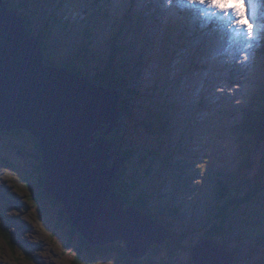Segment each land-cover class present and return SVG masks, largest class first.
<instances>
[{
    "label": "rangeland",
    "instance_id": "rangeland-1",
    "mask_svg": "<svg viewBox=\"0 0 264 264\" xmlns=\"http://www.w3.org/2000/svg\"><path fill=\"white\" fill-rule=\"evenodd\" d=\"M20 1L13 0V3L28 20L27 25L24 24L31 30L30 36L39 41L36 36L41 35L44 52L60 67L67 63L88 67L96 59L108 56L110 50L105 41L113 38L118 27L128 31L119 54L121 59L137 62V65L128 63L127 68L119 70L128 73L130 86L140 93L141 99L134 105L162 107L165 113L172 114L168 122L172 130H167L171 138L167 135L159 138V146L155 135L149 134L143 126L122 117L118 119L113 138L124 137L128 145L121 146L117 153L125 156L123 149L133 152L129 160L125 158L120 171L136 183L133 189L129 184L124 188L127 200L136 205L125 207L133 206L157 220L149 214L153 211L166 221L169 217L162 213L173 210L175 223L171 230H187V227L195 230L194 234L187 235L183 241L185 248L173 259L174 264H186L189 247L202 239L204 223L208 222V226L214 220L211 213L222 203L218 194L222 187H217L218 181L230 185L229 191L235 196L243 195L253 183L260 155L258 142L246 132L238 135L233 124L240 121L239 109L247 102L264 104V0H248L247 3L257 37L250 49L245 47V35L232 24L234 16L231 19L219 13L213 16L211 10H207L209 15L206 16L204 10L189 5L187 0H172L167 6L162 0H108L111 15L125 18L129 13L124 11L132 13L125 26L121 23L119 26L114 18H102L96 10L99 4L94 9H84L74 4H81L82 0H61L60 3L59 0H28L24 7ZM86 2L84 0V5ZM213 2L223 6L228 0ZM231 2L237 11L242 7V13L239 12L243 21V0ZM42 13L57 17L58 23H46ZM170 13L179 28L173 34L174 39H170L174 46L169 47L171 43L164 39L170 28ZM139 18L143 23H137ZM86 23L91 24V38L85 34ZM42 31L48 33L46 39ZM82 42L87 44L81 46ZM166 47L172 49L168 53L169 61L161 56L160 49ZM39 48H42L40 41ZM245 55H249V60H244ZM140 59L141 64H138ZM142 114L140 117H144ZM23 134L31 136L22 127L0 130V213H4L0 217V264H86L83 255L76 260L79 236L70 234L65 222L60 223V206L51 201L53 198L41 197L42 190L46 193L42 164L36 170L37 166L30 161L23 162L15 151L24 147L32 152L29 145L21 142ZM213 147L217 156L211 165ZM207 157L209 161L204 165L208 169L202 171L199 161ZM250 162L253 165H249ZM39 170V181H36ZM235 184L240 193L234 189ZM37 191L41 193L39 197H36ZM59 204L65 214L63 205ZM229 211L224 237L237 253L230 264H264V187L250 201ZM5 230L10 233L12 243L6 242ZM161 244L163 242L156 245ZM161 249L151 255L155 256L157 264H169V253ZM116 261L114 254H108L97 258L94 264H119Z\"/></svg>",
    "mask_w": 264,
    "mask_h": 264
},
{
    "label": "water",
    "instance_id": "water-1",
    "mask_svg": "<svg viewBox=\"0 0 264 264\" xmlns=\"http://www.w3.org/2000/svg\"><path fill=\"white\" fill-rule=\"evenodd\" d=\"M119 102L113 87L46 63L24 19L0 0V130L22 127L38 140L46 194L63 205L88 243L123 241L128 255L139 259L152 244L174 238L162 221L126 208L117 193L126 157L117 153L120 144L96 133L108 124L105 135L116 128ZM189 254L193 264L234 260L209 237L192 244Z\"/></svg>",
    "mask_w": 264,
    "mask_h": 264
},
{
    "label": "trees",
    "instance_id": "trees-1",
    "mask_svg": "<svg viewBox=\"0 0 264 264\" xmlns=\"http://www.w3.org/2000/svg\"><path fill=\"white\" fill-rule=\"evenodd\" d=\"M88 2H86L84 5V0H82V3L79 4L78 2H75V5H78L81 8H91L94 9L95 6L97 4H99V7L96 8V10H99V13L101 15L102 18H114L119 26L120 23L122 25L125 26L124 23H126L127 21L130 20L132 13H130L128 10L124 11V12H128L129 13V17L126 16L125 18L123 16L119 17L118 14H113L111 15V7H109L108 5V0H87ZM61 2V0H59V3ZM28 0L26 1H20V5H23L24 7L27 5ZM70 3V2H69ZM63 4V3H62ZM7 5L11 10H16L17 13L24 19V23H28V20L21 14L20 12V7L15 5L13 3V0H7ZM107 5V6H106ZM62 6V5H61ZM41 10L42 8L40 7L39 4V16H41ZM42 17L43 19L46 21V23L49 24H57L58 23V19L57 17H51V15L46 16L45 13H42ZM186 18H183V20L185 21ZM86 22V21H85ZM129 23V22H127ZM137 23H143L142 19H138ZM185 23V22H184ZM27 25V24H26ZM63 25L62 21L60 20V27ZM169 25L170 28H168V32H167V36H165V41H169V43H171L169 45L170 46H174L173 42L170 41V39H174L173 34H175V32L177 31V26L178 25H174V21L172 18V14L170 13V19H169ZM91 24L86 23L85 24V29H87L85 31V34L87 35V38H91ZM123 26V27H124ZM28 28V26H27ZM120 28V29H118ZM116 30V32L113 34V38L110 40H106L105 41V46L109 45V52H108V56L102 57V59L100 60H95L94 62H92L90 65H88V67L86 66V64L83 67H80L78 65L75 64H71V63H67L65 64L66 69L75 72L79 75H83V76H88L90 79H92L96 84L98 85H105V86H109V87H113L115 90H117V92L119 93L120 96V102L119 104H121V113H122V118H125L128 121H133L135 122L137 125L143 126L146 131L151 134V135H155L156 137V142L157 144H159V146H161L160 143H158L160 140L159 138H161V136L165 137L167 135V130L170 128L168 127V122L172 120L171 118V113H165V110L162 109V107L159 106H155V107H150L149 104H143L141 105L140 103H138V105H134L136 102H139V100L141 99L139 97V91L137 88H133L130 86V80H129V75L128 73H120V71H122L123 69H120L121 67L127 68L125 66L128 65V63H131L130 65L132 66H136L137 62H132L130 60H124L121 59V55L119 53H121L122 51L120 50V45L123 44L124 42V36L126 35V33L128 34V31L125 30L124 28H122L121 26L118 27ZM29 29V28H28ZM29 31H31L29 29ZM43 35L45 36V34L48 37V33L42 31ZM39 41L40 44L42 46L41 51L43 52V54H46L44 52V45L42 43V38L41 35L36 36ZM86 39V38H85ZM117 40V41H116ZM89 41V39H88ZM164 41V42H165ZM163 42V41H162ZM163 42V43H164ZM87 44V42L83 43L81 46H85ZM163 48L160 49L162 50V58L169 61L170 60V54L169 51L172 52L171 48ZM84 50H88L86 47H84ZM85 53L86 51H81V53ZM83 53V54H84ZM121 59V60H120ZM54 59L52 58L51 55H44V61L48 64L51 65H56L58 66L54 61ZM142 59L138 60V64H141ZM86 66V68H85ZM131 68V66H130ZM130 73V72H129ZM137 100V101H135ZM130 101H133V106L131 105L132 103ZM203 102V101H202ZM258 102V101H257ZM144 107L142 108V110L139 112L138 109L139 107ZM132 107H135L132 108ZM150 107V108H149ZM143 112L142 116L144 117H140V113ZM222 112H224L222 110ZM240 112V121L237 122L236 124H233L235 126V130L236 133L238 135H241L242 132H246L248 134L251 135V137L258 142V150L259 151V157L258 159V166L255 170V174L253 176V183L251 185V187L245 191L243 193V195H238L235 196L234 194H231L229 191V187L230 185H225L221 180L218 181V186L217 187H222L221 191L218 192L219 196L221 197V201L222 203L215 207V211L212 212L211 214H213L214 220L207 226L208 222L204 223V232L202 234L203 237H209L210 239L218 242L220 245H222L226 250L230 251L233 254V258L234 260L236 259L237 253L235 251V249L233 247H230L229 245H227V242H229V240H227L224 237L225 231H226V226H227V222L230 219V211L229 209L233 208V207H237L239 208V206H241L242 203L250 201V199H252L253 197L257 196L258 193L263 189L264 187V104H260L259 102L256 103L255 101L251 100L250 103L247 102L246 106H242L239 109ZM139 114V116H137L136 114ZM225 113V112H224ZM223 113V115H224ZM145 118V120L143 119ZM164 119H167L168 121L165 122ZM136 124H134V126L136 127ZM177 124V123H174ZM118 128V127H117ZM117 128L115 130H117ZM115 130L111 133H109L108 135L104 134V130L99 131L96 133L97 137H105L109 142L114 141L115 144H120V146H127L128 144L125 145L124 142V137L123 139L119 140V139H115L113 138V134L115 133ZM172 129L170 128V131ZM117 136H120L121 134L117 133ZM168 139L171 138L169 137V135H167ZM184 136V135H183ZM29 138L31 140H33L35 142V144H37L38 147V153H39V168L40 165L42 164L41 161V147L40 144L38 145V140L34 137V136H29ZM185 137L182 138V140H180V142L182 143V141L184 140ZM162 141V140H161ZM129 149H123V154L126 156V158L129 160L130 157L132 156L133 152H129ZM217 156L216 153H214V147H213V151L212 153H210V162L212 165V160ZM208 157L207 158H203L201 161H199V169H201L203 171V169H205L207 167V165H204L208 162ZM214 161V160H213ZM219 164V162L217 163V165ZM249 165H253V162L248 163ZM35 165V163H34ZM124 166L122 167L123 170ZM208 168H206L207 171ZM205 171V172H206ZM40 172V170H39ZM123 171H120L121 173V179H119L118 183H116L117 185V193L121 194L123 199H125L126 203L125 206L128 205H136V202H131L127 200V197L125 196V191L124 188L129 184L130 185V189H133L136 187V183L134 181H129L124 174L122 173ZM124 181H129V183H126ZM234 189H237L236 191L238 193L241 192V190L239 189L238 185L235 184L233 185ZM238 187V188H237ZM44 197L46 200H51L50 197H48V195L44 192V190H42V196ZM227 198V199H226ZM226 199V200H225ZM53 203L57 204L60 206V223L61 222H65L69 227H70V234H78L79 236V244L77 247V251H76V260L77 258H81V255L84 256L85 258V263L86 264H94L95 260L99 257H102L104 255H108V254H114L116 256V263L118 262L119 264H157L156 260H155V256L151 255V253L153 254H157V251H160L159 249H161V252L164 253H169V264H174L173 259H176V256L178 254V252H180L179 250H182L184 247L183 245V241L186 239L188 234H194L196 231L195 230H191L189 227H187V230H182V229H178V230H171L172 227H174V223L175 220L173 218V213L174 211H166L164 213H162L163 215H166L167 217H169V219L166 221V218H163L162 216H157L156 214L153 213V211H151V209L149 211V214L151 213L157 220L159 221H163L165 223V225L167 227L170 228V231L173 235L174 240L171 239H167L163 242V244L161 245H153L151 246V248L148 250L146 256L139 258V259H133L131 258L125 248V243L123 241H117L113 244L107 245V246H94L89 244L84 238L83 236H81V234L78 233V231L74 228V226L72 225L71 220L68 218V216H66L65 214H63L62 211V207L59 203H57L54 200H51ZM145 208V206L143 207ZM209 211V207L207 208ZM206 211V210H205ZM4 213H0V217H2ZM177 217V216H176ZM7 219V218H6ZM2 228L0 227V230ZM7 233V237H6V242L8 241L9 243H12V241H9L10 239V233L5 230ZM202 237V238H203ZM201 237L198 239L200 240ZM197 240V241H198ZM196 242V241H195ZM189 247V246H188ZM191 257L189 256L188 260L186 261V264H193L191 263Z\"/></svg>",
    "mask_w": 264,
    "mask_h": 264
},
{
    "label": "snow or ice",
    "instance_id": "snow-or-ice-1",
    "mask_svg": "<svg viewBox=\"0 0 264 264\" xmlns=\"http://www.w3.org/2000/svg\"><path fill=\"white\" fill-rule=\"evenodd\" d=\"M162 2H164L165 6H167L171 5L172 0H162ZM187 3L193 7L199 8L200 10H204L206 16L209 15L207 10H211V15L213 16L216 13L224 16H234L235 23L232 21V24L239 30L240 34L245 35V47L250 49L252 47L251 42L257 39V37L254 36L255 24L250 20L248 14V0H243V21H241L240 12L233 6L231 0H228V3L223 6H217L213 0H187ZM244 60H249V55H245ZM49 240L51 241V237H49ZM52 242L55 243V241Z\"/></svg>",
    "mask_w": 264,
    "mask_h": 264
},
{
    "label": "flooded vegetation",
    "instance_id": "flooded-vegetation-1",
    "mask_svg": "<svg viewBox=\"0 0 264 264\" xmlns=\"http://www.w3.org/2000/svg\"><path fill=\"white\" fill-rule=\"evenodd\" d=\"M23 135L24 136H22L23 139H21V142L23 144L29 145V147L31 148L32 152H30L27 148H24V147L22 149H17L15 151L21 157V159H22L23 162L30 161V163L33 164V165L35 163L34 166H37L36 167V170H38L39 169L38 168L39 167V162H38V160H39L38 147L35 144V142L29 138V136H27L26 134H23ZM37 174L38 175H36V181H39V171L37 172ZM36 190H37V188H36ZM39 195H41V193L39 191H37L36 192V197H39Z\"/></svg>",
    "mask_w": 264,
    "mask_h": 264
},
{
    "label": "bare ground",
    "instance_id": "bare-ground-1",
    "mask_svg": "<svg viewBox=\"0 0 264 264\" xmlns=\"http://www.w3.org/2000/svg\"><path fill=\"white\" fill-rule=\"evenodd\" d=\"M185 4H187V3H185ZM232 17H233V16H232ZM234 18H235V17H234ZM229 19H231V16H230ZM212 20H213V19H212ZM227 20H228V19H227ZM232 20H233V19H232ZM224 34H225V33H224ZM223 38H224V37H223ZM42 53H43V52H42ZM74 73H75V72H74ZM76 74H77V73H76ZM78 75H79V74H78ZM80 76H83V75H80ZM97 85H98V84H97ZM121 117H122V113H121ZM121 117H120V118H121ZM108 125H109V124H108ZM108 125H105V127L103 128L104 131L107 129V126H108ZM118 126H119V123L116 125V127H118ZM114 130H115V129H114ZM114 130H112L111 132H113ZM111 132H109V133H111ZM109 133H108V134H109ZM108 134H107V135H108ZM99 139H101V137H99ZM107 141H108V140H107ZM108 142H109V141H108ZM109 143H111V142H109ZM115 146H116V145H115ZM115 146H114V147H115ZM125 162H126V160L124 159V161L122 162L121 168L124 166ZM120 174H121V173H120ZM120 177H121V176H120ZM151 246H152V245H151Z\"/></svg>",
    "mask_w": 264,
    "mask_h": 264
},
{
    "label": "clouds",
    "instance_id": "clouds-1",
    "mask_svg": "<svg viewBox=\"0 0 264 264\" xmlns=\"http://www.w3.org/2000/svg\"><path fill=\"white\" fill-rule=\"evenodd\" d=\"M239 11H241V13H242V7H240L239 9H238ZM32 136V135H31ZM119 182V181H118ZM117 182V183H118ZM163 222V221H162ZM168 229H170L169 227H168Z\"/></svg>",
    "mask_w": 264,
    "mask_h": 264
}]
</instances>
